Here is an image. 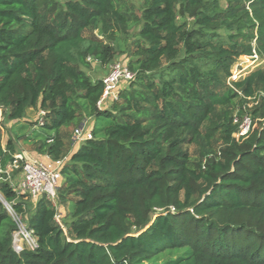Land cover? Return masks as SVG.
Instances as JSON below:
<instances>
[{
  "label": "trees",
  "instance_id": "trees-1",
  "mask_svg": "<svg viewBox=\"0 0 264 264\" xmlns=\"http://www.w3.org/2000/svg\"><path fill=\"white\" fill-rule=\"evenodd\" d=\"M253 42L264 58V0H0V169L19 144L67 158L56 205L0 175V264H264V66L228 81ZM123 54L99 108L88 71Z\"/></svg>",
  "mask_w": 264,
  "mask_h": 264
},
{
  "label": "built area",
  "instance_id": "built-area-1",
  "mask_svg": "<svg viewBox=\"0 0 264 264\" xmlns=\"http://www.w3.org/2000/svg\"><path fill=\"white\" fill-rule=\"evenodd\" d=\"M253 49L249 56H244L248 60L247 66L259 67L264 62V58H261L259 54L254 49V42L252 43ZM240 64V63H239ZM246 66V67H247ZM246 68L234 63L231 69V75L228 81H235L245 76ZM134 73L129 70V68L122 62L115 61L109 66L108 72L102 77L103 92L101 97L97 101V106L103 108L110 101L117 98L118 90L123 82H128L132 79ZM39 123H42L41 116L42 111H39ZM238 120L235 119L234 122ZM251 120L248 115H244L239 123L238 131L234 133V137L237 139L239 137L245 136L250 128ZM92 138V133L87 121L82 122L78 127L74 129L72 135V144L77 145L84 140ZM67 158L64 157L59 160H50L48 157L40 158L29 156L24 151H20L14 154V160L9 164L4 172L8 169L19 168L20 177L16 185L10 183L12 188L17 194H26L32 199L39 196H44L48 201L57 204L56 191L61 179V167ZM1 170V169H0ZM1 178V176H0ZM8 212L14 217L12 209L8 204H5ZM58 208V206H57ZM55 221L64 227L59 222L58 216H55ZM18 230L21 233V237L17 240L16 234H13L12 245L16 252L20 251L23 247L34 248L36 245L35 238L32 233L27 230L23 223L17 219ZM16 231V232H17ZM20 241V243H19ZM18 242V243H17Z\"/></svg>",
  "mask_w": 264,
  "mask_h": 264
},
{
  "label": "rangeland",
  "instance_id": "rangeland-1",
  "mask_svg": "<svg viewBox=\"0 0 264 264\" xmlns=\"http://www.w3.org/2000/svg\"><path fill=\"white\" fill-rule=\"evenodd\" d=\"M135 3H136V0H133ZM223 3V2H222ZM138 13V12H137ZM247 58L244 57V56H241L238 58L237 62H238V66L241 65L243 66L245 69V71H243V73L248 74L250 71H252L253 69L257 68V67H254L253 66H247V63H248V60H246ZM118 60L119 62H126L128 60V57L126 55H119L117 56L113 61H116ZM237 62L235 64H237ZM240 63V64H239ZM109 66H104V67H101L98 63L96 62H92V69L88 71V74L90 75L91 78H101L103 77L109 70ZM247 66V67H246ZM264 66V62L261 64V66L259 67H263ZM233 68V67H232ZM122 85H127V84H122ZM39 116L38 112L36 110H28L26 112V117L31 119V120H35L37 117ZM89 122V127H92L93 125V120L91 119H88L87 120ZM107 121L104 120V119H99L97 122H96V126L97 127H101L102 125H104ZM260 122V121H258ZM262 122V121H261ZM5 134L3 135V140L5 139ZM78 145V144H77ZM76 144L73 145V148L77 146ZM19 147L21 148L20 150L21 151H24L26 154H28L29 156H33L35 153H33V151H30L28 149L27 146H24V145H21L19 144ZM4 171L3 170H0V175L3 173ZM6 173V176H7V179L10 181V183H13L14 185L17 184L18 180H19V175H20V169L19 168H12V169H8L7 172H4ZM65 211L61 208V207H58V219H59V222L61 223V225L64 227V215H65ZM16 239L18 240L20 237H21V233L19 231L17 232H14L13 234H16ZM18 243V242H17ZM20 243V241H19Z\"/></svg>",
  "mask_w": 264,
  "mask_h": 264
},
{
  "label": "crops",
  "instance_id": "crops-1",
  "mask_svg": "<svg viewBox=\"0 0 264 264\" xmlns=\"http://www.w3.org/2000/svg\"><path fill=\"white\" fill-rule=\"evenodd\" d=\"M87 122H88V121H87ZM88 124H89V122H88ZM40 158H43V159H44V158H45V156L41 155V156H40Z\"/></svg>",
  "mask_w": 264,
  "mask_h": 264
}]
</instances>
